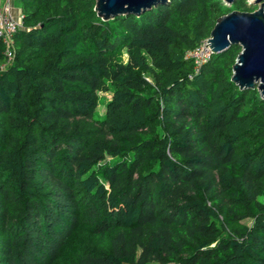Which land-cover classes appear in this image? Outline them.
I'll return each mask as SVG.
<instances>
[{"label":"trees","instance_id":"16d2710c","mask_svg":"<svg viewBox=\"0 0 264 264\" xmlns=\"http://www.w3.org/2000/svg\"><path fill=\"white\" fill-rule=\"evenodd\" d=\"M0 37V264H264V98L239 44L185 52L246 0H18ZM109 94V96H105ZM103 99V114L96 109Z\"/></svg>","mask_w":264,"mask_h":264},{"label":"water","instance_id":"95a60500","mask_svg":"<svg viewBox=\"0 0 264 264\" xmlns=\"http://www.w3.org/2000/svg\"><path fill=\"white\" fill-rule=\"evenodd\" d=\"M168 0H96L95 10L107 20L118 15H139ZM228 5L234 0H224ZM259 7L253 11L231 10L219 16L209 42L213 53L239 44L241 50L233 64L231 80L240 89L255 88L264 98V0H254Z\"/></svg>","mask_w":264,"mask_h":264},{"label":"built area","instance_id":"2783aa9c","mask_svg":"<svg viewBox=\"0 0 264 264\" xmlns=\"http://www.w3.org/2000/svg\"><path fill=\"white\" fill-rule=\"evenodd\" d=\"M21 26V21L16 19L12 12L9 0L0 6V37L6 43V55L8 59L12 58L11 50L12 36L14 31ZM209 37L203 39L196 47L185 52L186 56L194 62V70H198L200 65L208 60L211 56L212 49L209 42Z\"/></svg>","mask_w":264,"mask_h":264},{"label":"rangeland","instance_id":"374dc122","mask_svg":"<svg viewBox=\"0 0 264 264\" xmlns=\"http://www.w3.org/2000/svg\"><path fill=\"white\" fill-rule=\"evenodd\" d=\"M16 2V5L18 6V9H19V1L18 0H15ZM234 2V1H233ZM232 2V3H233ZM246 2H247V5L248 6H254L255 7V9H257L258 7H259V3H255L254 2V0H246ZM223 3H224V5H226V6H231V4L230 5H228L224 0H223ZM254 9V10H255ZM241 11H243V10H241ZM245 11V10H244ZM251 11H253V10H251ZM105 96H109V94H107L106 93V95ZM103 99H100V103H99V105H98V107H97V109H96V115H98V116H101L102 114H103V110H104V106H103Z\"/></svg>","mask_w":264,"mask_h":264},{"label":"crops","instance_id":"0c3cea01","mask_svg":"<svg viewBox=\"0 0 264 264\" xmlns=\"http://www.w3.org/2000/svg\"><path fill=\"white\" fill-rule=\"evenodd\" d=\"M7 0H0V6L5 4ZM15 0H9L10 6H11V12L13 16L18 19L19 21L21 20V13H20V8L18 9V6L15 3Z\"/></svg>","mask_w":264,"mask_h":264}]
</instances>
